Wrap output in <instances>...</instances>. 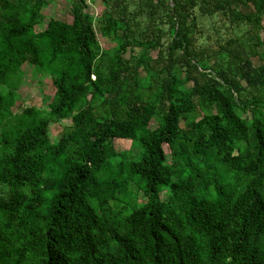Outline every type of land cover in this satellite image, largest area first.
I'll return each instance as SVG.
<instances>
[{"label":"trees","instance_id":"obj_1","mask_svg":"<svg viewBox=\"0 0 264 264\" xmlns=\"http://www.w3.org/2000/svg\"><path fill=\"white\" fill-rule=\"evenodd\" d=\"M101 1L0 0V264H264V0Z\"/></svg>","mask_w":264,"mask_h":264},{"label":"rangeland","instance_id":"obj_2","mask_svg":"<svg viewBox=\"0 0 264 264\" xmlns=\"http://www.w3.org/2000/svg\"><path fill=\"white\" fill-rule=\"evenodd\" d=\"M87 1V11L94 16V26L95 29H98L99 20L101 13L104 9V4L101 0H86ZM70 2L71 0H44V3L41 7L42 13V22L37 25V29H43L48 20L51 17H57L61 20L70 22L72 19L70 12ZM211 22L206 18L203 19V25L206 27L209 26ZM264 24V22H263ZM99 42L102 48L108 49L114 45L113 42L107 41L101 35L98 36ZM134 52L141 51V47L135 46ZM154 54V53H153ZM254 62L257 63V57H253ZM22 73L19 75V80L16 87V101L12 106L14 111H17L26 106H36L39 108L46 109V101L44 100L45 95H52L54 92V86L52 83L51 76L47 73H34L32 65L25 61L21 65ZM190 83L185 84L184 86L188 87ZM183 87V86H181ZM68 120H64L63 123H68ZM61 124L53 123L49 127V134L51 140H55L58 132L61 129ZM150 125L155 126V122L151 120ZM112 144L114 148L118 151L129 150L134 156H137L139 153V146L133 144L130 140L123 138H113ZM164 150L166 152L167 159L170 161V151L167 145H164ZM142 198L139 196V201Z\"/></svg>","mask_w":264,"mask_h":264}]
</instances>
